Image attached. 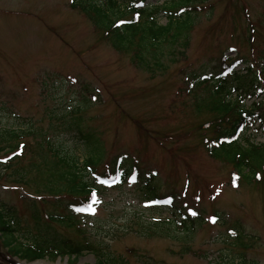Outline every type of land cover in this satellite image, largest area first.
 Returning <instances> with one entry per match:
<instances>
[{"label":"rangeland","instance_id":"obj_1","mask_svg":"<svg viewBox=\"0 0 264 264\" xmlns=\"http://www.w3.org/2000/svg\"><path fill=\"white\" fill-rule=\"evenodd\" d=\"M230 1L232 10H227ZM149 2L160 5L167 1L146 3ZM71 3L73 0H0V129L12 127L13 131L32 133L14 140L13 144L21 141L29 148L23 157H18L21 145H12L15 149L10 150L9 158L14 159L13 166L0 173V207L21 231L20 239L36 246H51L55 240L61 245L63 240L83 243L87 238L103 253L128 260L129 264H241V259L245 260L243 264H264V181L254 185L241 180L236 188L232 186L233 167L205 152L196 126L212 117L197 112V101L205 98L207 87L185 92L187 75H182L198 67L217 70L222 55H251L241 49L238 41L249 46L251 41L247 43L245 37H252V31L247 34L248 28L255 32L253 42L258 49L264 48V0H206L203 5L195 4L213 11L195 15L190 46L183 57L179 55L183 49L176 53L178 56L165 76L137 68L131 55H118L109 46L94 48L97 31L80 12L70 8ZM162 16L160 23L166 24ZM238 48L236 55L229 51ZM74 80L89 83L97 90L96 97L82 103L86 98L84 86L73 85ZM69 91L75 108H82L87 118L86 134L97 132L105 150L95 154L102 156L96 170L109 171L119 157L122 165H137L142 174L158 171L156 184L161 197L182 193L183 198L176 201L187 203L192 214L199 211L201 221H205L202 228L195 230L191 242H183L184 234L189 232L182 226L163 223L172 216L170 208L156 211L158 208L144 200L138 186L131 187L130 183L106 191L103 199L95 202L96 209L87 214L86 221L80 218L77 227L53 221L52 217L65 216L66 210L63 202L60 205L47 193L38 192L28 200L23 197L22 190H37L30 177V185L15 183L18 177H12L13 172L29 167L50 171L62 166L54 163L46 147L50 145L53 151L66 156L80 155V162L93 149L74 132L55 129L45 120V105L56 106V95L67 99ZM246 101L251 107L261 100ZM259 125L249 135L257 144H264V129L256 130ZM9 144L4 145L10 148ZM227 155L221 153L218 158L225 160ZM5 162L0 166L5 167ZM40 175L44 178L48 173ZM8 176L12 178L7 179ZM36 212L39 220L32 218ZM142 222L145 227L140 229L137 224ZM47 223L51 229L48 233ZM36 224L41 227L37 229ZM150 224L149 234L144 235ZM130 225L135 232L128 230ZM144 229V234H140ZM183 245H190L192 253L181 254ZM128 248L136 253L129 254ZM5 249L0 238L2 261L73 264L68 257L56 262L47 258L30 262L11 259ZM79 260L77 264H96L91 252H85Z\"/></svg>","mask_w":264,"mask_h":264},{"label":"trees","instance_id":"obj_2","mask_svg":"<svg viewBox=\"0 0 264 264\" xmlns=\"http://www.w3.org/2000/svg\"><path fill=\"white\" fill-rule=\"evenodd\" d=\"M195 4L203 5V0H167L166 3L156 6L149 5V8L143 10L138 9L133 1L128 4H121L118 0H105L101 3L93 2V0H73L70 8L80 12L91 23L94 31H97L98 41L94 48L102 44L109 46L118 55L124 57L131 55V62L137 68L153 74L161 73L162 76H165L170 72L171 63H174V59L178 56L176 53L183 49L179 54L183 57L190 46L195 15L213 11L212 9H203V6ZM232 6L233 4L227 10H232ZM162 14V17L167 20L166 24L160 23L159 17ZM249 30L252 31V37H245L247 43L251 41L249 46H245L240 39L238 41H240L241 49L250 51L251 55L248 54L244 58H238V56L227 58L222 55L220 57L221 67L217 70L211 71L198 67L189 71L188 74H181L183 77L187 75L185 92L191 93L200 87H207L205 98L200 102L197 101V112L204 115L211 114L212 117L205 120L201 126H196V133L201 132L200 138L205 146V152L218 161H225L223 163L233 167V176L238 182L242 180L246 181L247 184L260 183L259 185H261V181H264V144H257L251 140L252 137L249 133L253 134V129L259 123L260 125L256 130L264 129V112L262 111L264 107V48L258 49L256 41L253 42L255 32L248 28L247 34ZM236 50L238 54L240 49ZM239 66L245 67L243 70H237ZM70 84L67 83L66 86ZM83 84H85L87 91L90 90L89 84ZM251 97H259L261 101L248 107L246 100ZM56 98V106H45V120L47 119L55 129L73 131L82 140L84 137L85 145L90 148L93 147V149L89 150V156L80 162L77 155H62L53 151L50 145L46 147L44 143L42 146L47 148V152L52 156L54 163L58 162L62 166L51 168L50 171L32 170L34 167L25 170L21 168L24 170L23 172H13L12 177H18L14 182L26 185L29 184L27 179L30 177L31 184L37 190L35 193L43 191L44 194L47 193L48 197L55 198L59 204L63 202V206L69 215L63 216L65 221H62L67 225L77 227L81 222L78 220L79 216H75L79 214L76 208L92 201L95 195L96 198L102 195L98 193L102 189V185L98 182L99 177L111 175L118 181L125 183L128 176L136 171L139 177L132 182H134L135 187L138 186L144 200H149L153 204L160 202L161 205H167L172 200L174 202V209L172 210L174 217L163 221V223H170L171 226L176 224L175 222L180 223V226L182 225V228L189 232L184 234L183 242H191L195 230L203 227L197 223H202L204 220L194 218L187 203L176 201V199L183 198L182 193L179 195L171 193L161 197L162 191L159 190V184H156L158 182L156 177L149 175L147 171L146 174H140L141 170L137 165L133 166L134 169H132L131 164H127L123 169L121 165L115 164L113 172L101 175L96 169L102 156L96 157L95 154L105 151L103 145L96 134L91 132L86 134L83 123L86 126L87 118L78 116L79 111H69L68 108L65 111L58 109L57 107L60 105L64 106L65 98L62 95H56ZM70 108L73 109L72 106ZM74 116L79 118L76 119ZM25 134L32 135L31 132H22L21 130L0 129V164L6 161L5 167L0 166V173L13 166L14 159L9 158V155L12 154L10 150L15 149L12 145L17 143L21 145V148L17 147V150L20 149L18 157H23L22 153L28 150L27 143L17 141L13 144L15 139L20 140ZM209 135H211L210 138H208ZM6 142L11 144L10 148H6L4 145ZM20 153L22 156H19ZM221 153H228L227 159L218 158ZM46 173H48L47 177H41L40 174ZM186 174L189 178L191 177L190 172L187 171ZM12 177L8 176L7 179ZM45 178L46 180H44ZM236 180H233L232 185L235 184L238 187ZM44 182L46 183L44 184ZM15 187L17 188L18 185ZM157 208L156 211H160V207ZM198 213L200 214L199 211ZM175 219L179 221H175ZM14 223V220L9 219L3 207H0V238L4 242L5 252L11 259L18 258L30 262L47 258L51 262H56L59 258L63 259L68 256L69 261L77 264L85 251H93L96 256V264H129L128 260L115 259L103 253L96 245L87 240L84 243L71 240L65 242L63 240V246H61L62 243L58 245L59 241L57 240L55 245L36 246L30 241L20 239L21 231L15 228ZM137 225L140 229L145 227L144 222ZM151 226V224L148 225L145 234V229L140 234L148 235ZM192 227L193 231L190 232ZM128 230L135 232L133 225H130ZM130 234L135 235L132 232ZM128 249L129 254L136 253L134 249ZM184 253H192L190 245L189 247L183 245L181 254ZM241 260V264L245 263L244 259ZM3 263L10 262L0 260V264Z\"/></svg>","mask_w":264,"mask_h":264}]
</instances>
